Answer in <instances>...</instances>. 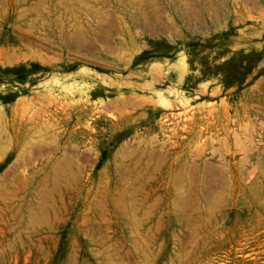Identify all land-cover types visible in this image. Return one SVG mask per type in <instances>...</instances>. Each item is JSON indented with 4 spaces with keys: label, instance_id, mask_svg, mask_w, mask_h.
I'll use <instances>...</instances> for the list:
<instances>
[{
    "label": "rangeland",
    "instance_id": "1",
    "mask_svg": "<svg viewBox=\"0 0 264 264\" xmlns=\"http://www.w3.org/2000/svg\"><path fill=\"white\" fill-rule=\"evenodd\" d=\"M177 176L213 240L139 264H264V0H0V264H99L144 192L182 242Z\"/></svg>",
    "mask_w": 264,
    "mask_h": 264
},
{
    "label": "bare ground",
    "instance_id": "2",
    "mask_svg": "<svg viewBox=\"0 0 264 264\" xmlns=\"http://www.w3.org/2000/svg\"><path fill=\"white\" fill-rule=\"evenodd\" d=\"M248 19L249 21H259L260 17L251 15ZM176 178L177 179H175V181L168 184V194L171 199L175 200V204H173L174 206L172 205L173 210L170 204L169 208L170 212L173 211L174 215L178 218V224L188 229V232L183 236L184 240L179 242V235L176 233L177 227L174 225V222L168 224V228H159L155 223L147 220L148 215L147 211H145L144 199L143 196H140L144 195L145 192L142 194L138 193V197L134 199V209L141 214V217H138L139 220L137 221L136 227L132 230V234L130 236H127L126 233L117 230V228H113V231H110L108 228H98L100 230V235L89 239V244L91 246L98 247L101 250V258L97 260L99 264H115V261H123L126 257L132 264H139V258L148 256L149 252L155 250L160 251L163 246L166 247V254H168V247L170 245L175 246L179 244L183 249L188 250L190 247L192 248V245H194L199 237L198 246L213 240L212 234L209 232L208 224L210 217L208 215V211L215 209L220 202L223 201L222 192L207 193L208 191L206 192L205 190L209 186L207 182L196 184L193 182V187L191 188L193 194L192 200H190V198L182 197L179 192L181 189L188 187V184L191 185V183H185L184 179H179L178 176ZM237 183L238 180L235 177L234 172H232L231 195L233 199L236 195ZM189 204L193 205V214L190 217H186L184 213L186 212V209L190 210L188 208ZM101 207L103 208V206ZM190 208L192 207L190 206ZM149 209L151 210V208ZM120 215L124 219L125 223H129L132 219L131 211L127 207L126 201L122 208H120ZM195 224H198L199 228L197 227L195 229L193 227ZM161 254L162 253L160 251V255ZM200 258L201 257L199 255H195L192 257L191 261L196 262Z\"/></svg>",
    "mask_w": 264,
    "mask_h": 264
}]
</instances>
